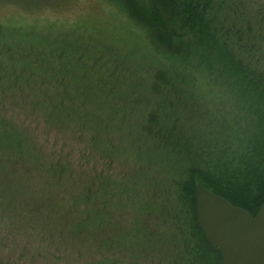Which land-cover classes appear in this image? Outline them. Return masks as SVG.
Segmentation results:
<instances>
[{"label": "rangeland", "instance_id": "1", "mask_svg": "<svg viewBox=\"0 0 264 264\" xmlns=\"http://www.w3.org/2000/svg\"><path fill=\"white\" fill-rule=\"evenodd\" d=\"M234 1L244 15L264 12V0ZM163 62L153 52L147 31L114 0H0V134L11 135L9 142H0V178L8 180L11 187L3 185V190L12 197L11 204L0 198V264H128L134 259L149 264V257L161 250V245L146 239L149 253L133 259L129 249L106 244V236L111 240L115 236L112 220L121 221L124 228L143 223L148 230L166 227L168 200L159 187L168 183L167 168L154 167L147 157L143 162V153L133 148L124 150L127 138L144 122L140 116L147 111L146 101L140 100L142 113L133 112L126 121L117 114L111 123L122 124L127 136L122 130L114 134L103 130L109 138L101 137L99 143L91 140V118L62 120L59 115L68 96L76 97L74 109L84 110L78 93L66 84L98 82L97 68L117 70L114 95L121 103L131 81L145 82L147 91ZM64 64L72 67L70 72L57 69ZM142 94L131 91L127 96ZM133 120L138 123L131 125ZM143 168L146 190L138 182L137 193L135 172L143 174ZM88 184L105 190L93 204L76 199ZM145 198L146 216L140 213L136 220ZM152 201L154 208L147 205ZM77 209L84 222L86 209L101 218L98 239L88 235L84 224L78 235L68 234L72 226L64 220H75ZM156 259V264H164L167 254L161 252Z\"/></svg>", "mask_w": 264, "mask_h": 264}, {"label": "trees", "instance_id": "2", "mask_svg": "<svg viewBox=\"0 0 264 264\" xmlns=\"http://www.w3.org/2000/svg\"><path fill=\"white\" fill-rule=\"evenodd\" d=\"M114 1L124 6L128 16L147 31L153 52L164 62L154 73L147 91L145 82L131 81L121 103H117L114 95L115 68H97L99 81L93 84H66V88L70 86L78 93L84 110L74 109L76 97L68 96L70 102L67 101L59 118L88 116L92 123L91 140L99 143L101 137L109 138V133L103 130L113 134L122 130V124H111L117 114L121 121H126L133 112L142 113L140 100L146 101L147 111L140 116L144 122H131L142 125L135 127V134L127 138L129 143L124 150L133 148L143 153L140 157L143 162L146 163L147 157L154 167L167 168L169 180L159 187L168 200L164 209L165 229L154 226L148 230L145 223L124 228L121 221L112 220L114 241L106 236V244L109 248L129 249L133 259L143 258L149 253L146 245H151L146 244L147 239L154 246L161 245L157 254H167L164 264H224L219 248L211 247L199 226L197 186L252 215L257 214L264 201V12L244 15L240 3L234 0ZM61 68L70 72L72 67L57 65V69ZM76 71L74 67L73 73L78 74ZM131 91L145 96L131 98L127 96ZM59 106L62 108V104ZM121 133L127 136L129 131ZM9 139L11 135L7 132L0 134L1 143ZM142 172H135L137 193L138 182L146 190V170L143 168ZM0 180V198L11 204L12 197L5 195L9 191L3 190V185L7 188L11 185L8 180ZM100 193H105L103 186L88 184L76 199L82 197V201L93 204ZM133 198L137 200L138 195L134 193ZM147 205L154 208L156 202ZM78 210L73 215L78 220H64L72 226V233L67 228L68 234L78 235L84 224L88 235L98 239L101 218L86 209L84 222ZM140 213L146 216V198L136 210V220ZM88 216L95 217V221ZM157 254L149 257V264H156ZM134 260L128 264H146Z\"/></svg>", "mask_w": 264, "mask_h": 264}, {"label": "water", "instance_id": "3", "mask_svg": "<svg viewBox=\"0 0 264 264\" xmlns=\"http://www.w3.org/2000/svg\"><path fill=\"white\" fill-rule=\"evenodd\" d=\"M197 219L224 264H264V201L256 215L197 186Z\"/></svg>", "mask_w": 264, "mask_h": 264}]
</instances>
